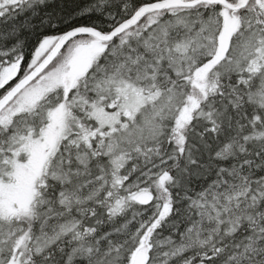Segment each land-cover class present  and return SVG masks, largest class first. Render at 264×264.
Returning <instances> with one entry per match:
<instances>
[{"label": "snow or ice", "instance_id": "6c2138e0", "mask_svg": "<svg viewBox=\"0 0 264 264\" xmlns=\"http://www.w3.org/2000/svg\"><path fill=\"white\" fill-rule=\"evenodd\" d=\"M0 264H264V0H0Z\"/></svg>", "mask_w": 264, "mask_h": 264}]
</instances>
